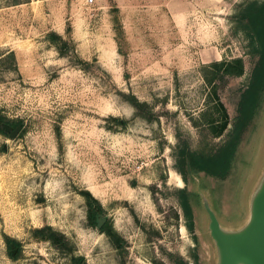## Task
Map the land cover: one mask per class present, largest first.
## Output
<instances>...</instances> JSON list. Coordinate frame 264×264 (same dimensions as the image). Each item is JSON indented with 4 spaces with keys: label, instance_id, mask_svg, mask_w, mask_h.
Here are the masks:
<instances>
[{
    "label": "rangeland",
    "instance_id": "rangeland-1",
    "mask_svg": "<svg viewBox=\"0 0 264 264\" xmlns=\"http://www.w3.org/2000/svg\"><path fill=\"white\" fill-rule=\"evenodd\" d=\"M263 1L0 0V112L22 126L13 139L0 134V264H216L203 198L226 228L248 220L264 171V97L225 180L186 182L180 159L229 139L256 62L233 23ZM234 58L245 74L219 90L230 125L214 138L200 123L202 67ZM81 190L100 201L123 249L90 225ZM48 227L61 242L36 235Z\"/></svg>",
    "mask_w": 264,
    "mask_h": 264
},
{
    "label": "trees",
    "instance_id": "trees-1",
    "mask_svg": "<svg viewBox=\"0 0 264 264\" xmlns=\"http://www.w3.org/2000/svg\"><path fill=\"white\" fill-rule=\"evenodd\" d=\"M234 30L243 33L248 40L249 54L256 58L255 65L248 85L242 91L237 108V116L234 119L233 128L227 142L217 148L205 143L203 148L181 157V168L184 180L196 178L201 173L207 176L225 180L231 173L233 163L239 151L243 136L256 118L264 97V1L252 2L242 8L233 23ZM60 37L55 33L49 34V41L55 43ZM202 74L209 86L207 94V108L201 114V124L205 126L209 134L214 138L221 137L230 125V117L224 103L219 96V90L226 84L229 78L241 77L245 74V64L242 58L222 60L202 67ZM135 109L140 117L148 121L153 120L152 108L145 102L135 100ZM2 124L16 127L20 120H10L0 112V134L6 132ZM182 206L185 216L189 220V228L194 229V215L191 204L192 193L187 189L181 191ZM80 195L87 205V218L91 226H97V217L104 213L100 201L89 190H81ZM118 249L124 248V239L115 230L111 220L100 229ZM37 236H43L53 242H61L59 235L44 228L36 232ZM11 249L18 248L19 243L8 239ZM73 264H86L84 257L74 258Z\"/></svg>",
    "mask_w": 264,
    "mask_h": 264
},
{
    "label": "water",
    "instance_id": "water-1",
    "mask_svg": "<svg viewBox=\"0 0 264 264\" xmlns=\"http://www.w3.org/2000/svg\"><path fill=\"white\" fill-rule=\"evenodd\" d=\"M2 128L13 139L22 126L13 129L8 124H2ZM250 195L249 218L237 229L224 227L208 198H203L202 204L208 217L207 230L216 251V264H264V171ZM106 221L98 215V228L101 229Z\"/></svg>",
    "mask_w": 264,
    "mask_h": 264
},
{
    "label": "flooded vegetation",
    "instance_id": "flooded-vegetation-1",
    "mask_svg": "<svg viewBox=\"0 0 264 264\" xmlns=\"http://www.w3.org/2000/svg\"><path fill=\"white\" fill-rule=\"evenodd\" d=\"M18 126H20V125H18ZM18 126L13 127V129L17 128ZM17 251H19V247H18V248H14V249H12V253H14V254H15Z\"/></svg>",
    "mask_w": 264,
    "mask_h": 264
}]
</instances>
